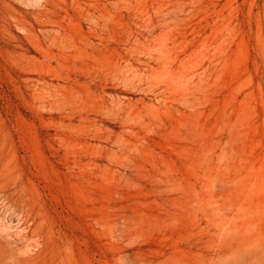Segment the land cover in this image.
<instances>
[{"label": "rangeland", "instance_id": "obj_1", "mask_svg": "<svg viewBox=\"0 0 264 264\" xmlns=\"http://www.w3.org/2000/svg\"><path fill=\"white\" fill-rule=\"evenodd\" d=\"M27 254L264 264V0H0V264Z\"/></svg>", "mask_w": 264, "mask_h": 264}, {"label": "bare ground", "instance_id": "obj_2", "mask_svg": "<svg viewBox=\"0 0 264 264\" xmlns=\"http://www.w3.org/2000/svg\"><path fill=\"white\" fill-rule=\"evenodd\" d=\"M28 251V249L26 250ZM19 264H30L32 262L31 255H26L18 259Z\"/></svg>", "mask_w": 264, "mask_h": 264}]
</instances>
